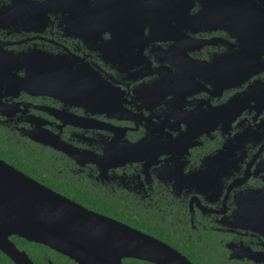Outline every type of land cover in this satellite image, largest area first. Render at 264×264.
<instances>
[{
  "label": "flooded vegetation",
  "instance_id": "flooded-vegetation-1",
  "mask_svg": "<svg viewBox=\"0 0 264 264\" xmlns=\"http://www.w3.org/2000/svg\"><path fill=\"white\" fill-rule=\"evenodd\" d=\"M0 159L200 264H264V0H0Z\"/></svg>",
  "mask_w": 264,
  "mask_h": 264
},
{
  "label": "water",
  "instance_id": "water-1",
  "mask_svg": "<svg viewBox=\"0 0 264 264\" xmlns=\"http://www.w3.org/2000/svg\"><path fill=\"white\" fill-rule=\"evenodd\" d=\"M12 236L79 264H124L125 258L195 264L163 240L90 210L0 159V250L17 264H36Z\"/></svg>",
  "mask_w": 264,
  "mask_h": 264
},
{
  "label": "trees",
  "instance_id": "trees-1",
  "mask_svg": "<svg viewBox=\"0 0 264 264\" xmlns=\"http://www.w3.org/2000/svg\"><path fill=\"white\" fill-rule=\"evenodd\" d=\"M79 201L84 203L85 205H87L90 208H93L95 210L101 211V212L106 213V214L114 215V212H113L112 208L107 205L108 204L107 202L104 203V205L100 204L99 200H95L91 196H87V195H85L84 198L82 200H79ZM137 226H139V225H137ZM140 227L142 229H144L145 231H147V232L155 234V232L149 230L145 226L144 227L140 226ZM158 237L160 238L161 236H158ZM12 239L15 240V242L17 243V245L20 248L26 249L31 257H35L38 254L39 251H42V249L48 248L47 246H45L43 244L30 242V241H27L25 239H20V238H18L16 236H13ZM162 239L167 241L169 244L171 243L177 249L183 251L184 254H186L196 264H200L198 262V260L195 258L196 256H195L194 252L193 251L188 252L183 247L181 248V246H179L177 243L175 244L174 243V238L165 237V238H162ZM69 260L72 262L71 259H69ZM0 264H15V263L5 253L0 251ZM124 264H154V263H151V262H148V261H142V260H138V259L126 258V259H124Z\"/></svg>",
  "mask_w": 264,
  "mask_h": 264
}]
</instances>
